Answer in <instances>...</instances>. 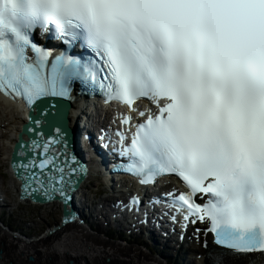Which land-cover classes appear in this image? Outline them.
Masks as SVG:
<instances>
[{
	"label": "snow or ice",
	"instance_id": "obj_1",
	"mask_svg": "<svg viewBox=\"0 0 264 264\" xmlns=\"http://www.w3.org/2000/svg\"><path fill=\"white\" fill-rule=\"evenodd\" d=\"M36 28L93 55L54 53ZM75 80L130 108L152 99L159 111L137 125L126 170L142 184L177 175L188 191L169 195L185 220L209 223L234 252L264 255V0H0V92L31 108L68 96ZM43 108L33 123L56 135L33 140L39 158L18 167L68 200L77 169L55 147L63 113Z\"/></svg>",
	"mask_w": 264,
	"mask_h": 264
},
{
	"label": "bare ground",
	"instance_id": "obj_2",
	"mask_svg": "<svg viewBox=\"0 0 264 264\" xmlns=\"http://www.w3.org/2000/svg\"><path fill=\"white\" fill-rule=\"evenodd\" d=\"M1 104L5 111L17 110L7 101ZM14 118L21 119L18 114H14ZM10 142L14 143V140ZM30 255L34 260L28 258ZM70 258L76 259L75 264H164L137 244L125 245L111 240L76 222L66 223L52 234L31 241L15 237L0 227V264H69ZM246 261L247 256L224 255L218 264H244Z\"/></svg>",
	"mask_w": 264,
	"mask_h": 264
},
{
	"label": "rangeland",
	"instance_id": "obj_3",
	"mask_svg": "<svg viewBox=\"0 0 264 264\" xmlns=\"http://www.w3.org/2000/svg\"><path fill=\"white\" fill-rule=\"evenodd\" d=\"M0 119L5 125L2 129L3 135H0V196L4 197L5 200L10 203L8 209L5 210V215H2L0 219L1 221H4L6 227L11 226L18 228L26 235L29 233L27 236L30 238H41L45 236L49 228L61 224V204L53 203L47 206H34L29 202L22 203L17 191V182L8 166L9 160L7 157L9 150V141L7 138L12 137L19 122L15 120L12 113L4 111L2 107H0ZM104 187L105 186H97V183L88 182V184L86 183V186L83 188V193L88 194V199L95 200L96 204H92V210L94 214L99 211H105L108 207L104 202V199L105 197L109 196V194L102 193L101 195L95 196L97 190ZM102 202L104 203L102 204ZM106 228L107 227L105 226V223H102L99 228L95 227L97 233L100 234H102V231L106 230ZM127 238H129V236H127ZM136 241L137 238L133 237L131 238L130 244H135ZM159 251H161V248L154 250L153 254L156 255L161 253ZM164 251L167 252L168 249H165ZM203 251L204 250H201V252ZM170 254H172V252L168 255ZM175 254L176 253H173L172 261L175 260ZM198 254H193L191 258L192 264H202L201 259L197 258Z\"/></svg>",
	"mask_w": 264,
	"mask_h": 264
},
{
	"label": "water",
	"instance_id": "obj_4",
	"mask_svg": "<svg viewBox=\"0 0 264 264\" xmlns=\"http://www.w3.org/2000/svg\"><path fill=\"white\" fill-rule=\"evenodd\" d=\"M57 102H59V101H57ZM42 104H43V103H42ZM44 104H46V103H44ZM44 104H43V105H44ZM47 105H50V104L48 103ZM51 106H52V105H51ZM59 106H60V105H58L57 107H56V106H53V107L51 108V111H52L53 115H55V114H54V109H53V108H55V109L60 108ZM42 107H43V106H41V107H35V109H36V111L38 112V111H39L38 108H42ZM43 109H44V108H43ZM45 110H47V109H45ZM48 110H49V109H48ZM48 110H47V111H48ZM62 113H63V112H62ZM63 123H64V125L68 123V111H65V112L63 113ZM67 140H69L68 137H67ZM74 190H75V188H74ZM39 197H41V200H44V199H45V198H44L43 196H41V195H40ZM44 201H45V200H44ZM71 263H74V260H72Z\"/></svg>",
	"mask_w": 264,
	"mask_h": 264
}]
</instances>
